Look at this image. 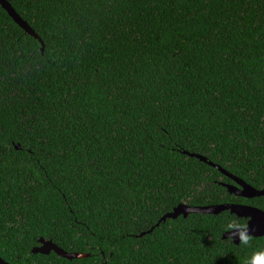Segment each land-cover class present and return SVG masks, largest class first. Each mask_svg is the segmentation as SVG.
Here are the masks:
<instances>
[{"label":"trees","instance_id":"obj_1","mask_svg":"<svg viewBox=\"0 0 264 264\" xmlns=\"http://www.w3.org/2000/svg\"><path fill=\"white\" fill-rule=\"evenodd\" d=\"M8 1L44 45L0 3L2 258L247 264L264 250L224 237L247 225L230 210L157 226L182 203L264 209L185 153L264 189V0ZM41 238L91 255L33 253Z\"/></svg>","mask_w":264,"mask_h":264},{"label":"water","instance_id":"obj_2","mask_svg":"<svg viewBox=\"0 0 264 264\" xmlns=\"http://www.w3.org/2000/svg\"><path fill=\"white\" fill-rule=\"evenodd\" d=\"M0 3L22 28H24L28 33L34 35L36 38L42 41V38L29 25V23L22 18V16L16 11V9L12 6V4L8 0H0ZM42 43L44 45L43 41ZM44 48L45 46L43 47V50ZM17 148H20L19 144H17ZM185 153L192 157H197L202 161L208 162L210 165L218 168L222 173L232 178L235 181V183H225L229 193L238 196H243L246 198L264 196V189H258L254 187L244 179L229 172L221 165L213 161H210L206 156L197 153H192L189 151H185ZM226 210H230L232 214H236L238 217L245 218L248 220L247 229L251 234V236L254 237L264 236V209L249 204L221 203L214 205L193 206L187 203H182L179 206H177L173 211L164 215L163 218L160 220V222L157 224V226H159L162 221H165L168 218L175 219L181 215L187 217L191 213L220 214L221 212ZM153 229L154 227L148 232L153 231ZM229 231L225 233L224 235L225 238H230L228 236ZM145 234L146 232L142 233V235ZM233 241L236 244H240L238 240H233ZM52 251H55L58 255L71 260L77 258H84L91 255L80 252H69L63 249L62 247H60L53 240H48L45 238H41L40 245L33 249V253H42V254H50ZM0 264H12V263L6 261L4 258L0 256Z\"/></svg>","mask_w":264,"mask_h":264},{"label":"clouds","instance_id":"obj_3","mask_svg":"<svg viewBox=\"0 0 264 264\" xmlns=\"http://www.w3.org/2000/svg\"><path fill=\"white\" fill-rule=\"evenodd\" d=\"M224 227L229 229L228 236L233 240H238L243 245L247 246L251 242V234L247 226L241 223L228 221ZM247 264H264V250L256 251L248 259Z\"/></svg>","mask_w":264,"mask_h":264},{"label":"flooded vegetation","instance_id":"obj_4","mask_svg":"<svg viewBox=\"0 0 264 264\" xmlns=\"http://www.w3.org/2000/svg\"><path fill=\"white\" fill-rule=\"evenodd\" d=\"M245 219V218H244ZM246 224H248V220L246 219ZM247 226V225H246Z\"/></svg>","mask_w":264,"mask_h":264}]
</instances>
